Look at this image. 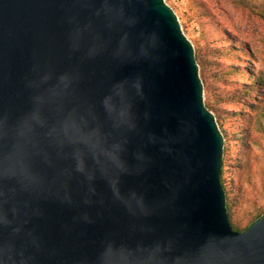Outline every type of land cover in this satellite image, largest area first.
I'll list each match as a JSON object with an SVG mask.
<instances>
[{
    "label": "water",
    "instance_id": "water-1",
    "mask_svg": "<svg viewBox=\"0 0 264 264\" xmlns=\"http://www.w3.org/2000/svg\"><path fill=\"white\" fill-rule=\"evenodd\" d=\"M165 0H0V264H264Z\"/></svg>",
    "mask_w": 264,
    "mask_h": 264
},
{
    "label": "rangeland",
    "instance_id": "rangeland-1",
    "mask_svg": "<svg viewBox=\"0 0 264 264\" xmlns=\"http://www.w3.org/2000/svg\"><path fill=\"white\" fill-rule=\"evenodd\" d=\"M165 3L206 63L212 113L225 140L223 178L236 200L230 223L243 232L264 213V0Z\"/></svg>",
    "mask_w": 264,
    "mask_h": 264
},
{
    "label": "trees",
    "instance_id": "trees-1",
    "mask_svg": "<svg viewBox=\"0 0 264 264\" xmlns=\"http://www.w3.org/2000/svg\"><path fill=\"white\" fill-rule=\"evenodd\" d=\"M196 60H197V62H198V64L200 65V67H201V78L204 80V83H205V93H206V95H205V97H206V100H205V105H206V108L208 109V110H210L211 112H213L214 114H215V112L217 111L216 110V106H215V104L213 103V102H211V100H210V98H209V92H210V86L208 85V83H207V80H205V77H204V74H205V68H206V63L204 62V60L202 59V56L199 54V53H197L196 54ZM216 118H217V116H216ZM217 120H219L218 118H217ZM218 123H219V121H218ZM223 175H224V164H223V166H222V182H223V186H224V190H225V192H226V196H227V209H228V214H229V217H230V219L232 220L233 219V217H234V211H235V209H234V206H235V202L234 201H236L235 200V198L229 193V191H228V189H227V181H226V179H224L223 178ZM264 213H261V214H259V215H257L251 222H250V224H249V226L254 222V221H256L257 219H259L262 215H263ZM234 225H236V226H233V228L235 229V230H238V225L237 224H234ZM238 226V227H237ZM249 226H247L243 231H245Z\"/></svg>",
    "mask_w": 264,
    "mask_h": 264
}]
</instances>
